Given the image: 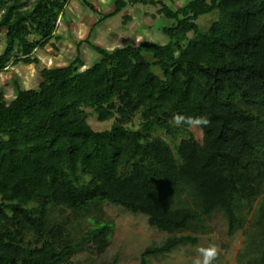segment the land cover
Instances as JSON below:
<instances>
[{
	"label": "trees",
	"instance_id": "1",
	"mask_svg": "<svg viewBox=\"0 0 264 264\" xmlns=\"http://www.w3.org/2000/svg\"><path fill=\"white\" fill-rule=\"evenodd\" d=\"M166 1L113 0L96 25L129 6H159L172 22L161 29L167 43L109 51L84 40L99 60L81 70L80 51L58 68L35 55L61 40L70 0H0V73L38 68L35 89L17 85L12 100L0 91V264H76L78 254L103 253L111 225L76 236L105 205L168 235L141 264L197 245L215 214L230 238L242 232L237 264H264V0H190L178 9ZM86 109L111 129L95 131ZM177 114L209 118L200 143L187 125H173ZM159 131L186 137L173 151Z\"/></svg>",
	"mask_w": 264,
	"mask_h": 264
},
{
	"label": "rangeland",
	"instance_id": "2",
	"mask_svg": "<svg viewBox=\"0 0 264 264\" xmlns=\"http://www.w3.org/2000/svg\"><path fill=\"white\" fill-rule=\"evenodd\" d=\"M34 0H31L33 2ZM84 1L91 3L94 12ZM159 1V0H146ZM190 0H167L165 4L178 9ZM113 0H70L62 19L58 22L57 36L60 41L53 40L44 48H40L35 55L47 68H58L69 65L81 52V58L85 67H91L99 60L98 55L85 43L89 40L97 46L113 51L128 44L138 46L142 42L149 41L154 44L165 45L166 38L161 29L172 25L158 14L159 6L149 4H137L129 6L118 16L107 20L103 25H96L101 15L113 11ZM216 14L207 15L198 21L201 29L207 28L215 19ZM126 18H131L125 23ZM5 43L4 36L0 37V54ZM80 44V46H79ZM24 89L36 88L38 85V68L24 64H10L8 69L0 73V91L5 94L7 100L16 96V86ZM86 120L95 131L111 129L113 121L100 123L92 111L86 109ZM138 120L134 121V129L138 128ZM190 132L197 142L202 141V132L191 128ZM156 137H162L174 151L180 141L186 137L177 134L174 138L167 137L162 132L155 133ZM112 226L109 246L101 254L96 249L76 255L73 263L76 264H141V257L149 247L162 244L168 237L149 227L147 218L133 216L123 209L105 205L103 215L93 223L84 222L77 232L78 238L87 233L91 228L99 224ZM242 232L233 238L228 236L227 223L221 214H215L208 221L207 231L199 236L195 246L179 248L171 254L159 257L147 258V264H193L198 256L197 248L217 245L220 254L216 259L218 264H237V255L242 248Z\"/></svg>",
	"mask_w": 264,
	"mask_h": 264
},
{
	"label": "clouds",
	"instance_id": "3",
	"mask_svg": "<svg viewBox=\"0 0 264 264\" xmlns=\"http://www.w3.org/2000/svg\"><path fill=\"white\" fill-rule=\"evenodd\" d=\"M174 126H180L181 124L187 125L189 128L202 129L208 127L211 123L206 116H183L180 114L175 115L172 118ZM198 256L193 261V264H214L220 254V248L213 244L207 247L197 248Z\"/></svg>",
	"mask_w": 264,
	"mask_h": 264
}]
</instances>
